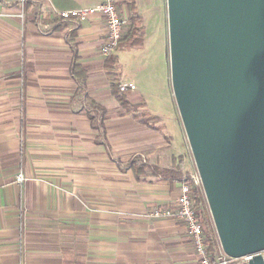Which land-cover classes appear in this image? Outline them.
I'll return each instance as SVG.
<instances>
[{
	"label": "crops",
	"instance_id": "0c3cea01",
	"mask_svg": "<svg viewBox=\"0 0 264 264\" xmlns=\"http://www.w3.org/2000/svg\"><path fill=\"white\" fill-rule=\"evenodd\" d=\"M103 2L0 0V264H200L181 221L148 217L177 205L190 171L178 109L160 115L150 82L165 0L118 1L144 27L126 50L140 56L134 78L118 72L132 113L112 95L105 20L56 15Z\"/></svg>",
	"mask_w": 264,
	"mask_h": 264
},
{
	"label": "water",
	"instance_id": "95a60500",
	"mask_svg": "<svg viewBox=\"0 0 264 264\" xmlns=\"http://www.w3.org/2000/svg\"><path fill=\"white\" fill-rule=\"evenodd\" d=\"M171 85L225 255L264 264V0H167Z\"/></svg>",
	"mask_w": 264,
	"mask_h": 264
},
{
	"label": "built area",
	"instance_id": "2783aa9c",
	"mask_svg": "<svg viewBox=\"0 0 264 264\" xmlns=\"http://www.w3.org/2000/svg\"><path fill=\"white\" fill-rule=\"evenodd\" d=\"M119 0H104L103 4L97 7L72 9L57 11V18L63 21L86 22L95 16H101L106 23L107 38L102 47V57L109 58L119 48L124 31L129 24L128 16H123L119 7ZM21 5H25L26 0H20ZM122 92L127 87L121 84ZM189 151V150H188ZM197 169L194 173L185 175L180 186V198L174 207L154 208L149 212L148 217L151 219H176L181 221L191 236L195 251L200 259V264H249L254 255H247L241 258H231L222 250L220 243L214 257L210 256L203 224L198 216L193 201V188H202V181L198 175ZM26 177L23 172L17 174L16 183L24 184ZM204 193V192H203ZM218 238V237H217ZM219 241V240H218Z\"/></svg>",
	"mask_w": 264,
	"mask_h": 264
},
{
	"label": "rangeland",
	"instance_id": "374dc122",
	"mask_svg": "<svg viewBox=\"0 0 264 264\" xmlns=\"http://www.w3.org/2000/svg\"><path fill=\"white\" fill-rule=\"evenodd\" d=\"M161 1L163 2V0ZM165 4H166V12H167V0H165ZM122 8L123 7H120L122 15L127 17L128 13L126 12L125 8H123L124 10ZM167 21H168V13L166 15L164 11L163 20L160 21V24L161 23L162 24L161 26L159 25L161 28H159L158 39L156 37L157 33L154 34V37L152 39L155 43L156 42L157 43H156V48L154 49L153 47V52L151 54L153 55L151 59V64H152L151 72H153V75L150 74L152 76V80L150 82H152L156 96L158 97V99H160L159 105L163 108L161 109L160 115H163L164 118L169 121V119L172 116H174V114H176L177 106H176L173 89L171 85L169 56H167V50H169V32H168V22ZM165 28L167 30V43H166V38L164 35ZM138 54L139 53L137 50L134 52L133 51L129 52L126 50H122L119 52L120 64H119L118 72L122 74L126 80H131V78H134L135 76V70H136L135 68L140 60V56H138ZM156 65H157V68H156ZM153 78H154V81H153ZM145 82H147L146 79H145ZM176 138H177L176 140L177 143H181V145L183 146V140L181 136H180V140L178 136ZM185 141H186V148H187V153H186L187 159L189 160V164H190L189 174L193 175L194 169H196V165H195V161L193 159V156H192V153H191L186 137H185Z\"/></svg>",
	"mask_w": 264,
	"mask_h": 264
},
{
	"label": "trees",
	"instance_id": "16d2710c",
	"mask_svg": "<svg viewBox=\"0 0 264 264\" xmlns=\"http://www.w3.org/2000/svg\"><path fill=\"white\" fill-rule=\"evenodd\" d=\"M132 10L130 9V12ZM133 12H131L129 16L130 21V29L128 33L124 36V38L121 40V43L119 45V48L117 51L127 50L131 49L133 47H138L143 45L144 37V27L142 26V19L139 17H136L132 15ZM118 65H119V56L118 54H112L109 58L106 59V70L108 71V75L112 81V95L115 97V99L120 103V105L127 111V113H132L137 110L136 107L132 106L129 98H128V90L122 92L120 90L119 83L121 82V75L118 74ZM83 70V68L79 66L74 67V74L76 72H80ZM83 82L87 80L86 75L82 78ZM148 168L146 166H140L137 171L140 175H138V179H140L141 174L144 176L146 175V170ZM177 175L180 174V172L176 173ZM170 179H175V174L173 172L170 173V175H167ZM171 176V177H170ZM183 175L181 178L179 177L177 180L182 183ZM193 201L195 208L198 212V216L200 217V220L203 224L204 228V234L206 238V243L208 246V251L210 256L214 257V255L217 252L218 249V238L215 232V228L211 219V215L207 206V202L204 196L203 191L200 188H193Z\"/></svg>",
	"mask_w": 264,
	"mask_h": 264
}]
</instances>
